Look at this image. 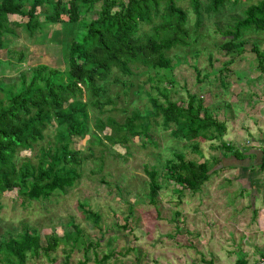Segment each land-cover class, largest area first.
<instances>
[{
    "label": "rangeland",
    "instance_id": "rangeland-1",
    "mask_svg": "<svg viewBox=\"0 0 264 264\" xmlns=\"http://www.w3.org/2000/svg\"><path fill=\"white\" fill-rule=\"evenodd\" d=\"M201 1L199 26H196L191 0L177 3L188 15V36L187 44L167 53L171 70L134 65L132 77L122 78L114 72L103 83L106 92L100 100L113 103L106 104L102 111L89 106L90 132L72 140L71 148L81 152L80 176L73 187L56 192L46 200H29L17 190L1 195V237H16L28 228L37 232L42 248L50 241H57L55 250L29 253L26 264H170L169 248L174 247L175 241H185L183 228L178 231L180 221L183 224L185 189L176 194L174 188L178 187L162 181L165 161L181 152L185 160L197 163L201 153L207 155L208 146L218 141L175 140L171 136L174 127L162 128L157 118L158 124H152L150 131L140 138H131L125 146H112L104 137L109 133L108 128L103 132L96 130L94 120L112 117L123 123L131 112L144 115V110L151 108L149 96L160 103L169 99L182 105H186L189 96H194L203 101L206 111L216 119L223 99L235 97L242 107L251 106L250 101L242 100L251 91L255 92L251 89L255 80L260 79L258 83L264 87V75H261L264 73L257 69L256 55L251 51L257 44L264 52V31L245 35L242 53L235 49L227 52L221 48L227 38L220 32L231 26L233 19L242 18L246 6L227 4L213 15L205 11L206 0ZM101 4L102 1H96L83 19H94ZM10 18L25 21L19 16ZM141 28L140 33H150L149 27ZM15 30L16 36H6V48L23 54L24 58L17 62L14 54L8 55L7 49L0 52L2 85L16 82L22 72L30 75V69L41 64L61 71L67 69L65 49L76 33L75 26L65 22L50 25L44 33L31 38L21 29ZM82 100L89 101L85 95ZM52 145L54 133L46 130L44 139L32 150L19 154L36 163L40 149ZM146 169L157 170L162 183L154 203L149 201ZM81 206L98 214V225L87 217ZM77 230L79 234L75 233ZM107 256L106 261H101Z\"/></svg>",
    "mask_w": 264,
    "mask_h": 264
},
{
    "label": "trees",
    "instance_id": "trees-1",
    "mask_svg": "<svg viewBox=\"0 0 264 264\" xmlns=\"http://www.w3.org/2000/svg\"><path fill=\"white\" fill-rule=\"evenodd\" d=\"M96 1H102L97 16L85 21L84 15ZM178 1L0 0V52L7 49L17 62L23 60V54L6 48V36H16L15 28L31 38L44 33L50 25L65 22L75 26L76 32L65 49L66 70L41 64L30 69V75L20 73L16 82L0 83V197L4 192L17 190L29 200H46L73 187L80 176L81 152L71 148L72 140L89 134V106L102 111L106 104L113 103L100 100L106 92L103 83L114 72L122 78L132 77L134 65L171 70L167 53L187 44L188 15L177 5ZM206 3L205 11L213 15L227 4L246 6L243 17L233 19L232 25L220 32L227 38L221 45L227 52L235 49L242 53L243 37L264 31V0H206ZM191 7L199 26L202 1L191 0ZM13 16L25 21H11ZM144 25L150 28V33H140ZM251 51L256 55L257 69L264 73V52L257 44ZM83 95L88 102H83ZM149 102L151 108L144 110V115L131 112L123 123L112 117L104 120L97 117L94 127L100 132L108 128L104 137L112 146H125L131 138H140L150 131L152 124H158L157 118L162 128L174 127L171 136L175 140L222 141L225 125L209 115L198 98L189 96L186 105L169 99L160 103L150 96ZM46 130L54 133V145L41 148L36 163L21 158L19 153L32 150L44 139ZM261 166L264 167V150ZM145 173L149 180V201L154 203L162 183L157 170L146 169ZM208 173L206 163L187 161L181 152H176L165 161L162 181L173 183L178 187L174 192L181 194L184 189H198L208 179ZM83 211L98 225V214L89 209ZM56 247L57 241L53 240L42 248L37 232L25 228L16 237L0 236V264H26L29 253L37 254L41 249L48 253Z\"/></svg>",
    "mask_w": 264,
    "mask_h": 264
},
{
    "label": "crops",
    "instance_id": "crops-1",
    "mask_svg": "<svg viewBox=\"0 0 264 264\" xmlns=\"http://www.w3.org/2000/svg\"><path fill=\"white\" fill-rule=\"evenodd\" d=\"M259 80L242 100L250 107L235 97L219 103L224 135L197 162L208 165V179L196 190L185 189L183 224H178L185 241L169 248L170 264H251L264 256V87Z\"/></svg>",
    "mask_w": 264,
    "mask_h": 264
},
{
    "label": "built area",
    "instance_id": "built-area-1",
    "mask_svg": "<svg viewBox=\"0 0 264 264\" xmlns=\"http://www.w3.org/2000/svg\"><path fill=\"white\" fill-rule=\"evenodd\" d=\"M251 264H264V256L259 258L256 262L251 263Z\"/></svg>",
    "mask_w": 264,
    "mask_h": 264
}]
</instances>
